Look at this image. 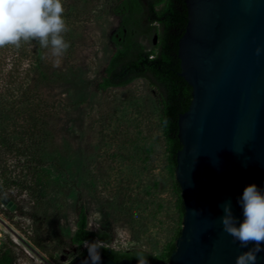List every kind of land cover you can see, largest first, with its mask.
<instances>
[{
	"label": "rangeland",
	"instance_id": "rangeland-1",
	"mask_svg": "<svg viewBox=\"0 0 264 264\" xmlns=\"http://www.w3.org/2000/svg\"><path fill=\"white\" fill-rule=\"evenodd\" d=\"M114 3L63 0L70 47L58 65L37 41L0 47L1 248L12 239L20 264L81 257L88 245L70 243L79 208L89 230L106 233L103 246L120 252L162 257L178 228L155 90L143 79L97 89L122 40ZM40 70L50 74L41 85Z\"/></svg>",
	"mask_w": 264,
	"mask_h": 264
},
{
	"label": "water",
	"instance_id": "water-1",
	"mask_svg": "<svg viewBox=\"0 0 264 264\" xmlns=\"http://www.w3.org/2000/svg\"><path fill=\"white\" fill-rule=\"evenodd\" d=\"M184 3L177 58L191 100L177 119L174 169L183 215L168 261L147 264H235L247 249L223 232L221 205L231 201L239 223L244 188L255 184L264 192V0ZM100 258L99 264H138ZM70 264H92L89 251ZM256 264H264V251Z\"/></svg>",
	"mask_w": 264,
	"mask_h": 264
},
{
	"label": "trees",
	"instance_id": "trees-1",
	"mask_svg": "<svg viewBox=\"0 0 264 264\" xmlns=\"http://www.w3.org/2000/svg\"><path fill=\"white\" fill-rule=\"evenodd\" d=\"M184 1L114 0L112 11L121 18L118 36L122 40L119 42L120 48L112 54L105 67L104 78L97 85V89L104 91L108 88L124 87L136 79H143L153 87L160 99V125L165 144L166 163L168 172L173 177L171 189L176 196L174 208L179 219L177 221L178 228L164 255L153 258L145 253L147 262L166 263L168 261L169 255L174 250V242L179 236L183 215L182 197L178 184L174 180V169L176 153L180 149L177 140V119L187 110L191 100V88L179 75V59L177 58L178 41L187 24ZM140 37H144L150 42V48L138 42ZM154 37L156 42L153 44ZM49 76L48 71L40 70L35 84L41 85L47 82ZM39 170L40 168L36 166L32 168L31 172L37 177L40 173ZM2 192L3 190L0 191V201L3 196ZM35 205L36 210L28 215L34 224L37 223L36 219L40 214L38 204ZM36 231L38 230L36 229ZM105 236L106 233L103 231L93 232L87 228L85 211L83 208H79L70 243L76 248H81L83 243H87L86 250L81 252L80 256L85 255L89 251V246L93 244L98 247L96 250L100 255H105L114 262L124 259L137 260L135 254L142 252H120L107 246H100L98 243H105ZM29 242L35 248L45 252L44 241L30 238ZM0 264H14L13 255L8 246L0 249Z\"/></svg>",
	"mask_w": 264,
	"mask_h": 264
},
{
	"label": "clouds",
	"instance_id": "clouds-1",
	"mask_svg": "<svg viewBox=\"0 0 264 264\" xmlns=\"http://www.w3.org/2000/svg\"><path fill=\"white\" fill-rule=\"evenodd\" d=\"M64 12L63 0H0V47L11 45L19 49L22 43L37 41L41 48L50 50L58 65L70 47L63 35L68 31ZM259 51L257 48V54ZM238 203L243 210V220L237 222L231 201H227L221 205L224 215L219 222L224 233L247 249L235 258V264H256L257 254L264 251V192L255 184H249ZM98 244L103 246V243ZM97 248L96 244L89 246L92 264H99L101 259ZM135 256L138 264H147L145 253L138 252Z\"/></svg>",
	"mask_w": 264,
	"mask_h": 264
},
{
	"label": "built area",
	"instance_id": "built-area-1",
	"mask_svg": "<svg viewBox=\"0 0 264 264\" xmlns=\"http://www.w3.org/2000/svg\"><path fill=\"white\" fill-rule=\"evenodd\" d=\"M1 240H2V237H1V235H0V249H1ZM9 241H10V242L7 243V246L11 249V253H12V255H13V263H14V264H20V262H19V258H20V257H21V258H26V256H22V255L17 251L16 246H15V244H14L15 242H14L12 239L9 238ZM26 254H27V257H28V256H29V257H33V252H32V251H31V253L26 252ZM31 254H32V255H31ZM27 259H29V260L26 261L28 264H54L53 262L49 261V260H48L47 258H45L44 256H41V258L36 257L35 262H33V260H32L31 258H27Z\"/></svg>",
	"mask_w": 264,
	"mask_h": 264
}]
</instances>
